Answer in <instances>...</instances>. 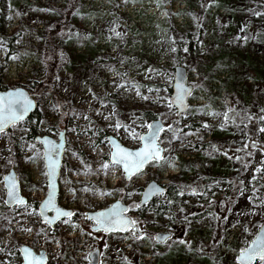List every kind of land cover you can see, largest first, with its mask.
Returning <instances> with one entry per match:
<instances>
[{
	"label": "rangeland",
	"instance_id": "374dc122",
	"mask_svg": "<svg viewBox=\"0 0 264 264\" xmlns=\"http://www.w3.org/2000/svg\"><path fill=\"white\" fill-rule=\"evenodd\" d=\"M12 1L0 0L1 90L26 89L37 103L39 118L26 119L0 134V264H22L20 255L14 254L22 246L35 253L44 251L46 264H89L86 257L94 250L100 251L99 264H236L239 249L264 223V206L251 214L252 184H247L244 195L237 190L239 181L247 183L252 169L264 160L260 151L264 132L258 131L264 126L258 119L264 116V42L257 36L264 25L253 20V10L231 21L226 10L217 13L216 4L210 10L206 5L199 8L197 0L192 1L193 9L184 6L187 0H173L170 10L155 0H87L82 7L69 0H17L16 7H9ZM171 29L184 40L180 51ZM194 31L199 37L198 58L183 47L186 35ZM238 34L249 39H236ZM221 51L225 57L217 65L213 59ZM176 66L186 68V83L193 88L188 108L177 121L175 109L168 107ZM211 78L227 82L223 88L215 81L221 87L216 97L218 91H207L214 85ZM113 81L123 87L117 88ZM57 101L61 107L55 109ZM229 107L233 112L221 127ZM147 113L164 125L161 146L168 148L170 142V151L163 156L171 164H181V158L189 167L183 180L189 191L172 199L161 195L152 205L128 211L139 221L138 230L148 234L143 239L132 238L130 231H92L88 213L116 201L127 206L140 203V188L152 181L166 186L176 177L175 166L163 162L151 161L128 181L118 166L101 167L111 153L105 137L114 136L130 149L140 147L138 137L153 121L145 118ZM204 122L210 127H203ZM61 132L65 148L57 203L75 215L49 233L47 228H53L41 223L39 212L33 211L47 193L43 147L35 138L57 140ZM250 141H256V149L236 151ZM234 156L251 161L248 171L230 158ZM11 170L27 203L6 210L3 179ZM256 184L264 198L260 187L264 173L258 174ZM158 234H169L171 239L159 243L153 239Z\"/></svg>",
	"mask_w": 264,
	"mask_h": 264
},
{
	"label": "snow or ice",
	"instance_id": "6c2138e0",
	"mask_svg": "<svg viewBox=\"0 0 264 264\" xmlns=\"http://www.w3.org/2000/svg\"><path fill=\"white\" fill-rule=\"evenodd\" d=\"M214 2V0H210V3ZM255 15L260 16L261 13L257 12ZM111 31L114 32L116 36H120V32H116L114 29ZM241 33L244 32V28L240 29ZM236 39H244L247 41L249 37L247 35L241 36L237 35ZM175 50V49H173ZM114 85L117 88H122L123 84H118L113 81ZM134 83V82H133ZM139 87V86H137ZM177 94L175 100L172 103H169L168 107L171 108L172 104L175 103L181 108H184V97L186 95L191 94V89L186 88L180 83L179 81L176 83ZM152 89H149L151 91ZM91 92V89H89ZM139 95V91L137 92ZM93 97L95 98V93H93ZM105 101L101 100V104ZM33 107V101L27 96V94L20 88L14 87L10 91H7L3 95H0V133H4L5 128L8 126H15L19 121H22L25 114L28 110ZM55 109L61 107L60 103L57 101L53 105ZM264 111V110H262ZM233 112L231 107L228 108L226 112L223 113L225 117V123L221 124V127H224L225 124L230 119L229 113ZM211 114V113H210ZM215 115H220L219 113H215ZM85 119H90L89 117L85 116ZM107 119V117H105ZM248 119L251 120V115H248ZM261 121H264V116H260L258 118ZM235 123V121H233ZM144 124H141V127H144ZM148 131L142 135H139L138 139L142 144V147L137 149H128L120 146L114 139L109 140V143L113 145V151L111 153L110 161H105L101 167L105 170H108L110 167L115 168L118 165L123 166L124 175L127 178H131V174L134 172H138L143 169L144 165L148 162L152 161L156 164L168 163L171 166V161L165 156L162 155L164 151H170V142L169 147L164 148L162 147L163 141L160 139V132L163 131V126L155 121L151 123H147ZM203 127L207 128L210 127L207 122H204L202 125ZM115 127L119 129L121 127L120 123L118 122ZM167 127L171 128V125ZM247 127V125H245ZM259 132H264V126H260L258 128ZM247 135V133H244ZM62 136V134H61ZM134 138H136L134 136ZM105 139H109L105 137ZM43 143L45 145L44 148V160H45V168H46V176L49 179L48 185V192L46 194L45 199L39 204L38 209H33V211H38L39 216L41 217V223H46L48 225H52L55 223L56 220L61 219L63 217L68 218L67 220H63V223H68L71 218L75 215V213L71 210H65L56 205L53 196V185L51 183L52 179L56 174L57 167L59 165V150L63 149V142L60 144H55L54 142L48 140L47 138H43ZM30 147H34V145H30ZM215 150V146H212ZM257 143L256 141H250L249 143L243 144L242 148L236 149V151H242L246 149H256ZM261 152H264V148L260 149ZM225 155H228L227 151H224ZM247 155L251 156L252 152L248 151ZM237 161H240L243 164L244 171H248V165L251 161H242L241 157L234 156L230 157ZM239 171V170H238ZM264 173V160L260 162L255 168L252 169V175L250 180L245 182V180H240L239 185L240 187L237 189L241 195L248 190L247 184H252L251 192L252 195L248 196L249 202L253 204V209L251 210V214H255V209L257 207L264 206V198L258 195L259 187H257L256 181L258 180V174ZM6 187H7V195L9 200L5 203L9 202H16L18 204H26L27 202L18 195L17 192V184L15 177L13 175H9L5 177ZM228 183L232 184L235 187V183L233 181H228ZM260 187H264L261 185ZM74 191V190H73ZM196 190L192 189V193L195 194ZM153 193L163 194V189L156 186L155 184L149 185V191L144 194V198L140 203H135L132 206H125L122 207L119 203L114 204L111 208L104 210V211H97L91 215H87L86 218L93 221L92 229L93 231H103L105 233L113 232V231H123V232H131L132 238L136 240L143 239L148 234L146 232H141L138 230L137 225L139 221L133 220L124 213L128 212L132 207L140 208L142 204L147 203L149 197ZM182 194V193H181ZM129 196L132 193H128ZM171 203V201H168ZM47 211H52L54 215L49 217L46 213ZM246 214V213H241ZM227 219V217H224ZM244 231L247 232V226H243ZM25 231H31V229H25ZM83 232V229H81ZM91 235L92 233H88ZM157 242H165L171 239L170 236H163L157 235L153 237ZM59 243V241H58ZM179 243L181 244H190V241L180 240ZM105 247L107 245L105 244ZM23 253V260L22 264H45L46 257L43 253L37 255L32 248L28 246L22 247ZM203 251V249H201ZM92 253L88 254V259L91 257ZM259 261V264H264V223H261L255 231L254 238L247 243L246 247H242L239 249L238 255L235 257L236 264H255L256 261ZM89 264H95L93 260H89Z\"/></svg>",
	"mask_w": 264,
	"mask_h": 264
},
{
	"label": "trees",
	"instance_id": "16d2710c",
	"mask_svg": "<svg viewBox=\"0 0 264 264\" xmlns=\"http://www.w3.org/2000/svg\"><path fill=\"white\" fill-rule=\"evenodd\" d=\"M37 3H40L41 0H36ZM70 2L73 1L76 2V3H79L80 2V6H84L86 4L85 1L87 0H69ZM192 1L193 0H187L186 4L184 6H186V8H190V9H193L192 8ZM197 7L199 8H203V6H208L210 10L211 7L213 8L215 6V8L217 9V13L219 11H224L226 10L227 13H228V17L230 18L231 21L235 20V18H241L243 16V14H245L248 10L252 9L253 11L252 12V18L254 21L256 22H260L264 25V0H246L245 2L246 3H242L240 0H214V2L210 3V0H197ZM155 2L157 3V5H159L160 7H162L163 9L165 10H170L172 7L174 8V1L173 0H155ZM187 3L189 5H187ZM17 0H13L10 4H9V7L13 6V7H16L17 6ZM2 4L0 5V26H1V18L3 16V9H2ZM261 13L260 16H257L255 15V13ZM184 11H181L180 14H183ZM221 15V14H220ZM172 32V36L175 38V42L177 43V48H178V51L181 43L184 41L180 38V35H178L174 29H171ZM0 35H2L1 31H0ZM257 36L260 40V42H264V27L263 29L257 33ZM198 32L197 31H194L192 34H187L186 37H185V42L184 43V52L186 51L187 53H189L190 55H194L195 58H198L199 55H197V44H198ZM91 52V51H90ZM87 51L84 52V54H86ZM81 58V56L79 55L77 58ZM224 54H222V51L217 54L216 58L213 59V61L215 62V64L219 63L221 64V62L224 60ZM210 64L212 65L213 62H210ZM217 64V65H219ZM209 68H211V66L209 65V67H206L205 70H209ZM211 70V69H210ZM232 73V72H231ZM214 82V85H212L207 91H218V94L215 95L218 96L220 91H221V87L220 86H216V82H218L219 84L222 83L223 85V88L226 86L227 82L225 81V79H213L211 78V80L209 81H212ZM216 81V82H215ZM2 89L1 87V84H0V90ZM168 92L171 93V87L168 88ZM212 101L208 104H211ZM174 117H175V121L178 120V116L174 114ZM36 118V120L38 121V115H37V112H34L30 117L29 119H27V121H32V119ZM145 118L150 121V120H155L156 116L152 115L151 113H147L145 115ZM36 127H33L31 128V136H35L36 135ZM178 160H180V163L179 164L178 162L177 163H174V166L176 168V177H172L170 178L171 182L169 183V185H166V193L164 194V196H167L168 198H171L173 196H179L181 195V193L183 194L184 192L186 191H189V185H186L185 183H183V180L186 178V174L187 172L189 171V167H187V165H185V167L182 165L183 163H185L183 161V159L179 158ZM178 174V176H177ZM142 192V189L140 188L138 190V193H141ZM154 201H152L150 203V205L153 204ZM34 207L35 208H38V204L35 203L34 204ZM4 210V209H3ZM6 210H9V208H7ZM4 210V211H6ZM1 212V211H0ZM76 217V216H75ZM47 231L50 233V232H54L56 231V228H53V229H48L47 228ZM16 257H19V252L18 250L14 253Z\"/></svg>",
	"mask_w": 264,
	"mask_h": 264
},
{
	"label": "water",
	"instance_id": "95a60500",
	"mask_svg": "<svg viewBox=\"0 0 264 264\" xmlns=\"http://www.w3.org/2000/svg\"><path fill=\"white\" fill-rule=\"evenodd\" d=\"M178 81H179L180 83H182V85H183L184 87L191 89V93H192V91H193L192 86H190V85H188V84L186 83V81H187V70H186V68H184L183 66H176V67L174 68V79H173V84H172V87H171V94H170V99H169L170 103H172V102L175 100V97H176V94H177L176 83H177ZM18 88L22 89V90L27 94V96L33 101V107H31V108L28 110V112L25 114V116H24V118H23V120H22V121H25L26 119H28V118H29V117H30V116L36 111L37 103H36V101L33 99V97L31 96V94H30L26 89H24V88H22V87H18ZM10 90H11V89L1 90V91H0V95H3L4 93H6L7 91H10ZM190 95H191V94H190ZM190 95H186V96L184 97V105H185L184 108L179 107V106L176 105L175 103L172 104V107L175 109V112H176V115H177V116H180V115H182L183 113L186 112V110H187V108H188V98L190 97ZM22 121H19V122H22ZM153 121H155L156 123H159V124H161L162 126H164L163 123H162V121L159 120V119H155V120H153ZM153 121H151V122H153ZM19 122H18V123H19ZM11 127H12V126H8V127H6L4 132L8 131ZM163 128H164V127H163ZM147 131H148V130H147ZM145 133H146V132H145ZM160 133H161V132H160ZM0 134H1V133H0ZM61 134H62V136H61ZM159 136H160V134H159ZM43 138H47L48 140L54 142L55 144H60L61 142H63V149H60V150H59V165H58V167H57L56 174H55L54 178H53L52 181H51V183H52V185H53V192H54L53 199H54L56 205L59 206L58 203H57V197H58V194H59V182H58V180H59L60 169H61L62 162H63V153H64V148H65V132H61V133L59 134L57 140H55V139H53V138H51V137H49V136H37V137L35 138V141H36L37 143H40V144L42 145V147H43V162H44V166H45V160H44V148H45V145H44V143H43ZM108 138H109V139H108V144H109V146H110V148H111V153H112V151H113L114 149H113V145H112L111 143H109V140H112V139H114V140H115L120 146H122V147H124V148H128V147L124 146V145L122 144V142H121L118 138H116V137H114V136H108ZM140 147H142L141 142H140ZM140 147H138V148H140ZM128 149H130V148H128ZM133 150H134V149H133ZM111 153H110V158H111ZM163 153H164V152H163ZM163 153H162V155H163ZM110 158H109V161H110ZM150 162H151V161H150ZM150 162H148V163H150ZM148 163H147V164H148ZM147 164H145L144 167H145ZM118 167H119V168L122 170V172H123V166H122V165H118ZM144 167H143V169H144ZM143 169H142V170H143ZM142 170H140V171H138V172H134V173H132V174H131V177L134 176V175H136V174H138V173H140ZM45 171H46V168H45ZM9 175H13V176L15 177L16 184H17V192H18V195H19L21 198H23V199L27 202V199H26L24 196H22L21 193H20L19 182H18V179H17L16 174L14 173V171L11 170V171L9 172V174H7L6 176H9ZM123 175H124V172H123ZM6 176H5V177H6ZM5 177H4V179H3V183H4L5 190H6V198H5V202H6V201L9 200V197H8V195H7V191H8V190H7V187H6ZM124 178H125V180H129V178H127L125 175H124ZM46 184H47V192H48V190H49V189H48L49 179H48L47 176H46ZM152 184H155L156 186L162 188V189H163V194L153 193V194L149 197L147 203L142 204L141 207L150 204L155 198H157L158 196L164 195V194L166 193V186H165V185L158 184V183L152 181V182H149V183L146 185V187H144V188L142 189V192H141V201H142L143 198H144V194H145L146 192L149 191V185H152ZM46 194H47V193H46ZM45 197H46V195H45ZM44 199H45V198H44ZM44 199H43V200H44ZM43 200H42V201H43ZM42 201H41V202H42ZM141 201H140V202H141ZM41 202H40V203H41ZM40 203H38V208H39V204H40ZM117 203H119L122 207L127 206V205H125V204H124L123 202H121V201H116V202H114L113 204H111L109 207H107V208H105V209H103V210H100V211L107 210V209L111 208L114 204H117ZM5 205H6L7 208H12V207H14V206H21V205H24V204H18V203H16V202L13 201V202L5 203ZM59 207H60V206H59ZM61 208H62V207H61ZM63 209H64V208H63ZM65 210H68V209H65ZM93 213H95V212L88 213L87 215H91V214H93ZM127 213H128V212L124 213V215H126L127 217H129V216L127 215ZM46 214H47L49 217H51L52 215H54V213H53L52 211H47ZM87 215H86V216H87ZM129 218H130V217H129ZM65 219H67V218H66V217H63V218H61V219L56 220L55 223L52 224V225H48V224H47V226H48L49 228H54L55 225H57L58 223H60L62 220H65ZM40 220H41V217H40ZM88 220H89V219H88ZM89 221H91V220H89ZM91 222L94 223L93 221H91ZM45 224H46V223H45ZM137 228H138V227H137ZM92 231H93V229H92ZM95 232H98V231H95ZM100 232H103V231L101 230ZM113 232L125 233V232H123V231H113ZM113 232H109V233H113ZM103 233H104V234H108V233H105V232H103ZM158 235L170 236L169 234H158ZM155 237H156V236H155ZM159 243H163V242H159ZM22 247H23V246H22ZM22 247H20L19 250H18L19 255H20V257H21V260H23V253H22V250H21ZM40 253H43V254L45 255V257H46V254H45L44 251H40L39 253H36V254L39 255ZM99 258H100V251H98V250H94V251L92 252L91 257H89V260H93V261L95 262V264H99ZM46 261H47V257H46ZM45 264H46V262H45Z\"/></svg>",
	"mask_w": 264,
	"mask_h": 264
},
{
	"label": "built area",
	"instance_id": "2783aa9c",
	"mask_svg": "<svg viewBox=\"0 0 264 264\" xmlns=\"http://www.w3.org/2000/svg\"><path fill=\"white\" fill-rule=\"evenodd\" d=\"M56 244H57V243H56ZM54 246H55V245H54ZM55 248H57V249H58V245H56V246H55ZM87 262H88V260H87Z\"/></svg>",
	"mask_w": 264,
	"mask_h": 264
},
{
	"label": "flooded vegetation",
	"instance_id": "af4514ba",
	"mask_svg": "<svg viewBox=\"0 0 264 264\" xmlns=\"http://www.w3.org/2000/svg\"><path fill=\"white\" fill-rule=\"evenodd\" d=\"M126 181H128V180H126ZM154 200H155V199H154ZM154 200H153V201H154ZM127 214H128V213H127Z\"/></svg>",
	"mask_w": 264,
	"mask_h": 264
}]
</instances>
